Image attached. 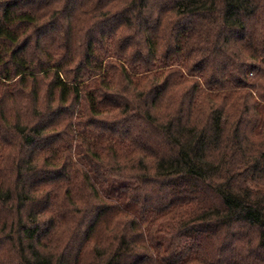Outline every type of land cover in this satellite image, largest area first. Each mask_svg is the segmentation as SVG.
I'll return each instance as SVG.
<instances>
[{"label": "trees", "instance_id": "16d2710c", "mask_svg": "<svg viewBox=\"0 0 264 264\" xmlns=\"http://www.w3.org/2000/svg\"><path fill=\"white\" fill-rule=\"evenodd\" d=\"M0 264H264V0H0Z\"/></svg>", "mask_w": 264, "mask_h": 264}]
</instances>
